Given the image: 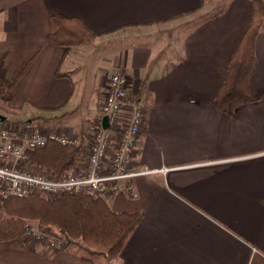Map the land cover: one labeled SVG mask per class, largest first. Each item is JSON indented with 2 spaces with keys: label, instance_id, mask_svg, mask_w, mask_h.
Segmentation results:
<instances>
[{
  "label": "crops",
  "instance_id": "crops-1",
  "mask_svg": "<svg viewBox=\"0 0 264 264\" xmlns=\"http://www.w3.org/2000/svg\"><path fill=\"white\" fill-rule=\"evenodd\" d=\"M203 5L0 0V102L6 111L22 121H49L48 128L84 145L106 125L95 120L113 71L129 76L130 100L147 109L134 168L155 172L136 177L137 197L125 191L103 197L116 211L143 215L113 264H264V23L249 80L252 100L230 115L214 99L254 4L225 0L214 16L178 34L201 19ZM52 14L80 17L96 38L74 47L48 42ZM94 43L113 55L99 56L88 71L80 56ZM90 73L98 109L82 102ZM80 110L87 111L78 118ZM84 257L68 246L52 252L25 236L0 242V264H95Z\"/></svg>",
  "mask_w": 264,
  "mask_h": 264
},
{
  "label": "built area",
  "instance_id": "built-area-1",
  "mask_svg": "<svg viewBox=\"0 0 264 264\" xmlns=\"http://www.w3.org/2000/svg\"><path fill=\"white\" fill-rule=\"evenodd\" d=\"M130 78L120 71L108 76L96 122L100 125L84 145L75 135L42 126L31 118L7 122L0 116V208L10 197H60L65 194H90L104 197L119 191L137 197L134 181L155 170L135 169L137 150L144 130L147 109L140 101H131ZM50 143L83 146L85 158L60 176L30 159V151ZM25 237L45 241L52 252L61 251L63 239L41 227L28 224Z\"/></svg>",
  "mask_w": 264,
  "mask_h": 264
},
{
  "label": "trees",
  "instance_id": "trees-1",
  "mask_svg": "<svg viewBox=\"0 0 264 264\" xmlns=\"http://www.w3.org/2000/svg\"><path fill=\"white\" fill-rule=\"evenodd\" d=\"M253 4V19L229 61L226 78L214 99L215 105L230 115L253 97L249 80L256 61L257 36L264 23V0H253ZM51 21L55 30L47 39L57 46H79L96 38L80 17L52 14ZM31 60L16 72L14 81L25 73ZM83 151L82 145L50 143L29 154L33 162L50 169L54 176H60L85 158ZM142 219L141 212L116 211L103 197L90 194L10 197L0 208V242L25 236L29 222L38 221L46 230L61 236V250L69 244L80 243L88 253L100 254L113 261L120 256Z\"/></svg>",
  "mask_w": 264,
  "mask_h": 264
},
{
  "label": "rangeland",
  "instance_id": "rangeland-1",
  "mask_svg": "<svg viewBox=\"0 0 264 264\" xmlns=\"http://www.w3.org/2000/svg\"><path fill=\"white\" fill-rule=\"evenodd\" d=\"M224 3H225V0H204V5L201 8L200 13L197 14L198 16L201 15L200 16L201 19H199V20H197V21H195V22H193L191 24L190 23L187 24L188 27H184V28L182 27L181 29H179L177 31V33L179 34L180 31L181 32H185L186 30L183 31L182 29L191 28L193 26H196L201 20L204 21V20H207V19L211 18L212 16H214L216 14V12H217L218 9L220 10L224 6ZM213 9H215L216 11L213 12L212 11ZM191 17L193 18V17H196V16H193L192 15ZM90 45H91V47H89V48L88 47L83 48L85 52H83L81 54V56H80V59L82 60V64L83 65L86 64L87 67L89 68L88 71H90V69H92L93 65H95V63L98 61L99 56H102L104 54L106 57H108L110 54H112V51H107V49H106L105 52L101 53L102 51L97 49L98 46L95 43L94 44H90ZM102 48H110L112 50L113 45L112 46H103ZM105 64H108V63L105 62ZM80 70H82V69H80ZM83 70H85L84 72H86V68L83 69ZM88 78H89V80L86 82V84H87L86 85V88L83 91V99H82V102L86 104V107H87V104L90 103L91 104V108H94V109L97 108L98 109V106L97 105H98L99 99L96 97V92L95 91L92 93V88H93L92 82H93V78H92V74L91 73H90V76ZM85 111H87V110H85ZM85 111H84V113H85ZM75 112H76L77 115L80 116L78 118H81L83 116V115L81 116V114H84L83 113V110L75 111ZM0 116H5L7 118V122H23L20 119L21 117H19L18 115L14 114L12 112L6 111L4 109V107H3V105L1 104V102H0ZM24 121H26V120H24ZM51 122H52V124H63V120L62 119L61 120H57V121H51ZM77 123H78V120H77ZM41 124L45 127V126H47L49 124V121L42 122ZM46 128H48V126ZM29 223L32 224L34 227H41L42 229L46 230L45 228H43L39 224L38 221H30ZM47 231L50 232V233H55L54 231H52L50 229H47ZM33 242L41 243L39 241H33ZM81 246L82 245L80 243H73V244H69L68 245V247H70V248H75L78 251H80V250L83 251V253L86 256H88L89 258H91L92 260H94L95 264H110V263L113 264L114 263L113 261H109L107 258H103L104 256L101 257L99 255H95V254L88 253Z\"/></svg>",
  "mask_w": 264,
  "mask_h": 264
}]
</instances>
